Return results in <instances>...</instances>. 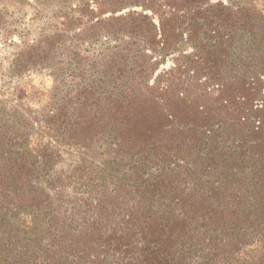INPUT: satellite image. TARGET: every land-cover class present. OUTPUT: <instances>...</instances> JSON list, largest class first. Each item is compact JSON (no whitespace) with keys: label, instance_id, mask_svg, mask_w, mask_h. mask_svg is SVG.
<instances>
[{"label":"trees","instance_id":"1","mask_svg":"<svg viewBox=\"0 0 264 264\" xmlns=\"http://www.w3.org/2000/svg\"><path fill=\"white\" fill-rule=\"evenodd\" d=\"M252 1L73 3L61 24L71 38L140 36L145 60L122 86L78 84L71 113L50 118L59 125L47 146L40 128L22 125L19 101H0V264H264V5ZM242 31L261 54L248 65L238 55L226 78ZM183 35L194 47L172 71L190 79L186 87L177 76L158 80L152 54H175ZM47 42L23 40L16 66L29 70ZM254 63L252 75L237 74ZM225 124L231 142L220 140ZM65 146L100 165L79 175L86 191L74 208L63 201L71 176L56 171L55 149Z\"/></svg>","mask_w":264,"mask_h":264},{"label":"rangeland","instance_id":"2","mask_svg":"<svg viewBox=\"0 0 264 264\" xmlns=\"http://www.w3.org/2000/svg\"><path fill=\"white\" fill-rule=\"evenodd\" d=\"M20 1H22V4L17 5L12 0H0V101L13 99H15L14 102L19 101L20 106L17 109L24 112L23 115H25L24 118L21 117L22 125L25 126L24 128H40L43 144L47 146L50 143V136H54L53 128H58L59 125L58 122L50 120L52 115L71 113V91H75L77 85L84 81L93 82L94 80L111 83L107 86L104 84L105 89L116 83L118 86H122L124 82L132 77V73L138 72L140 63L145 60L143 53L140 51L143 41L140 36L128 40L119 38L120 41L116 40L118 43L112 45L110 40L105 39L98 32L90 35L86 34L77 40V38H71L73 35L71 30H65L61 25L65 20H71V16L74 14L71 6L76 0ZM231 1L234 4H240L246 0ZM252 2L258 4L257 9L264 5L262 2L259 3L258 0ZM4 5L8 6L7 12H9V15H4ZM2 24L8 25L7 28L11 31V34L7 35L6 30L1 29ZM53 34H56V37L59 36L57 34H60L61 38L51 39L50 37ZM249 37L251 38V33L244 31L238 36L231 51L233 63L225 72L226 78L234 74L233 69L237 66L238 55L248 65L251 59L254 60L253 56L261 54L259 47L251 49V45L246 44ZM34 38H42L51 44L47 42L44 44V48H41V53L36 56L35 62L38 63L34 64L32 61H26L25 68H30L29 70L17 67L15 64L17 54L25 50L23 40ZM201 41L203 43L208 42L204 38ZM178 44L177 52L173 55H161L164 52L159 51V49L152 52L162 63L155 77H159L158 80H161L164 79L165 75L177 76L181 78V83H184V87H186L191 83L190 79L185 74H179L177 70H172L177 69L176 65L185 60L184 54L190 53L191 48L194 46L187 41V35H183ZM149 48L150 45L146 44L144 40L142 51ZM41 62L44 65H40ZM103 66L113 67L110 70L115 74L112 73L100 78L99 75H101ZM119 68H125L128 75H118L117 70ZM256 69L255 65L253 70L249 67L248 73L241 71L237 74L250 76ZM12 104L16 105V103ZM219 112L220 110L217 111V114L220 115ZM225 125L226 130L218 129L223 133L220 140L231 142L232 140L227 139L228 134L226 133L227 130L231 131V129H229L228 124ZM64 142L67 143L69 140L65 139ZM195 142L200 144L196 139ZM229 142H227L228 145H230ZM69 144H71V141ZM60 145L57 144L56 146L59 147ZM68 147L55 149L56 152H59V156H55L57 160L56 171L64 176H71L70 180L65 181L67 182V190L66 194L63 195V201L68 204V207L74 208L76 203H83L81 196L83 191H86V188L78 181L79 175H91V163H95L94 165L99 167L100 165L98 163L99 159L94 157L91 152L83 154ZM93 153L96 152L93 150ZM81 158L88 161L90 165L83 164V168H78ZM77 197L80 198V202H78Z\"/></svg>","mask_w":264,"mask_h":264}]
</instances>
